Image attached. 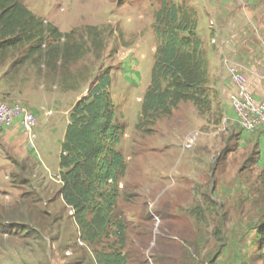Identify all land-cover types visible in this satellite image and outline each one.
Here are the masks:
<instances>
[{"label":"rangeland","instance_id":"rangeland-1","mask_svg":"<svg viewBox=\"0 0 264 264\" xmlns=\"http://www.w3.org/2000/svg\"><path fill=\"white\" fill-rule=\"evenodd\" d=\"M21 1L60 33L75 31L83 53L65 67L28 65L14 79L3 78L10 62L0 65V103L18 104L37 118L32 160H16L0 147V264H94L91 251L114 242L102 238L88 249L79 241L56 182L72 108L105 72L120 139L115 150L125 165L116 189L126 264H264V161L254 141L264 128L250 133L237 127L225 65L238 68L252 96L264 102V0H172L198 15L211 107L199 114L181 103L171 116L152 121L140 112L158 45L153 25L161 0ZM32 198L35 208L51 213V226L26 237L8 228L22 221L9 208ZM28 221L23 223H42Z\"/></svg>","mask_w":264,"mask_h":264},{"label":"trees","instance_id":"trees-1","mask_svg":"<svg viewBox=\"0 0 264 264\" xmlns=\"http://www.w3.org/2000/svg\"><path fill=\"white\" fill-rule=\"evenodd\" d=\"M197 17L194 10L172 0H161L154 14L153 31L158 45L150 82L143 95L142 119L169 117L181 103L187 102L199 114L210 110L208 62L196 34ZM74 34L75 31L60 33L44 24L21 0H0V65L10 62L3 78H16L28 65L52 69L58 63L65 67L80 59L83 50L74 40ZM109 85L110 77L105 72L88 95L72 108L60 145L58 196L71 212L79 241L88 249H93L102 238H115L111 245L91 251L94 264H126L127 257L122 252L125 218L117 208L116 189L125 165L122 155L115 150L120 139L112 123ZM35 198L9 208L14 220L22 221L19 224L12 221L8 228L19 230L26 237L40 236L41 227L43 232L48 230L51 214L35 208L38 203ZM20 203L24 207L21 209H25L24 219L19 211ZM26 217L28 222L42 220V223L34 224L36 229L32 223H23ZM43 220L48 223L44 224Z\"/></svg>","mask_w":264,"mask_h":264},{"label":"built area","instance_id":"built-area-1","mask_svg":"<svg viewBox=\"0 0 264 264\" xmlns=\"http://www.w3.org/2000/svg\"><path fill=\"white\" fill-rule=\"evenodd\" d=\"M227 69V81L232 86L233 91L229 96V102L237 127L243 132H255L264 128V102L257 101L248 89V81L245 75L235 66L225 62ZM264 85V74L260 76ZM17 123L22 131L26 146L34 151V141L36 139V116L18 104L0 103V133L4 129L10 128ZM196 140L193 134L186 141V146L190 148ZM50 178V177H49ZM56 182L61 184L59 174Z\"/></svg>","mask_w":264,"mask_h":264},{"label":"crops","instance_id":"crops-1","mask_svg":"<svg viewBox=\"0 0 264 264\" xmlns=\"http://www.w3.org/2000/svg\"><path fill=\"white\" fill-rule=\"evenodd\" d=\"M224 1V0H223ZM223 38V36L220 34V39ZM64 136V135H63ZM246 138H248V135H245ZM248 136V137H247ZM244 136H240V138H242ZM253 137V136H252ZM264 137V134L262 135H258L254 138L255 143L257 144L258 148H259V156L261 157V161H264L262 152L264 149V144L261 145V138ZM61 143V141L59 142ZM0 147L5 148L6 150H8V152L11 153V155L16 159V160H20V161H30L32 160L31 156L32 155L34 157V153L32 152V150H30L25 143L22 131L20 126L17 123H14L10 128L8 129H4L1 133H0ZM29 151V152H28ZM60 155V154H59ZM36 159V158H35ZM259 159V158H258ZM58 163H59V157H58ZM58 171H59V167H58ZM7 179V177H6ZM2 179V175L0 172V182ZM23 181V180H22ZM25 181V180H24ZM43 195H41L42 197ZM7 197V196H6ZM2 205V204H1ZM47 214H51L49 211H45ZM6 224V222H5ZM19 224V223H16ZM12 223H10L9 226H11ZM18 226V225H15Z\"/></svg>","mask_w":264,"mask_h":264}]
</instances>
